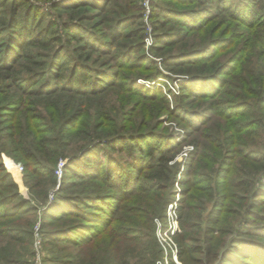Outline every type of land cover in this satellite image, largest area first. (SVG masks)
<instances>
[{"label": "rangeland", "instance_id": "374dc122", "mask_svg": "<svg viewBox=\"0 0 264 264\" xmlns=\"http://www.w3.org/2000/svg\"><path fill=\"white\" fill-rule=\"evenodd\" d=\"M31 1L37 6L36 12L43 14L41 17L48 13L46 21L58 15L57 10L52 8L54 3L77 1L83 6L64 14L66 21L81 24L83 29L93 31L97 35L105 33L110 28L117 29L122 34L115 40L118 45L114 51L132 48L126 56L122 55L123 58L117 57L116 54L110 57L87 51L92 56L86 64L98 69L105 68L111 72L118 71L125 78H115L117 81L115 86H107L110 89L97 96L81 98L85 102L82 106L85 107L86 112L82 111V116L75 114L72 119L73 128L67 132L68 135L60 137L69 144L68 150L66 149L69 155L58 159L55 183L46 168L50 166L43 163L53 155H35L40 159L42 166L40 164L35 169L37 176L34 177L31 176L29 168L26 169L23 162L12 155V144L7 142L6 134L10 130V125L14 126L15 120L11 118L15 113L14 110L21 105V99H24L27 101L29 112L37 115L35 110L37 104L33 98L18 92L15 85L11 88L0 86L2 93L0 121L5 122L3 125L0 124V156L5 169L11 175V181L17 184L19 193L33 207L32 213H25L18 218L19 224L15 227L27 226L29 219L34 222L31 226L34 233L39 226V232L43 236V263H53V256L68 255L67 250L59 252L58 248L45 245L42 231L44 213L54 205L55 193L59 191L63 182L72 183V188L64 189V193L67 194H79L83 191L91 194L109 192L106 197L107 202L103 204L104 209L106 206L107 210L105 212L102 209L100 212L106 218L112 210L119 208L114 221L115 227L112 228L113 232L116 235H123L125 229L128 234L127 228H130L131 233L135 234L133 225L138 223L150 227L151 235L144 241L150 243L152 250H160V256L156 261L162 256L158 227L159 224L162 228L170 224L169 213L178 218L175 238L186 237L189 246L204 247L220 239L224 243L223 250L229 251V248L236 244V238L240 237L239 239L250 241L252 245L263 250L264 236L261 233H264V186L261 187L258 181L264 175V165L262 166L261 161L257 159L261 155H256L257 153L250 155L245 149L253 148L260 152L264 150V128L257 124L251 126L254 121L259 120L264 126V108L245 104L248 98H253L251 96L253 91L249 89L247 83L244 84L245 88L240 86L243 84L244 75L248 73H252L251 76L257 82L261 81V85L264 82V47L262 46L264 0H260L258 8L251 9L250 12L253 14L249 18L237 15L234 9L228 6L231 0L226 2H223L224 0H109L110 6L102 12L101 9H95L93 2L102 6L106 0ZM114 4L127 10L135 5L138 9L136 11H139L137 13L140 16L139 21H135L132 17L133 20L129 19L128 23L120 25V22H116L119 16L111 10L113 7L116 9ZM14 7L13 3L8 1L2 9L12 10ZM134 11L131 13H135ZM195 11L204 21L201 26L199 25L200 27L190 29L188 18L194 15ZM162 13L165 17L161 15ZM254 15L259 16L257 22L248 23ZM181 30L189 32L180 37ZM164 31L178 39L177 43L156 44L157 34ZM143 33H145L144 39H142ZM75 44L76 42L72 45ZM59 47V44H54L47 53L52 54ZM195 48L197 50L208 48L213 53L212 58L200 60L202 58L200 53L197 64L185 65L184 61L187 58H178V56L184 51ZM63 53L71 54L67 47ZM48 54L45 55L47 59L44 61L49 59ZM240 57V68H236L234 73L228 76V80L227 78L223 80L224 84H220L223 88L218 95L210 98V95L206 94L207 97L201 100L193 99L192 92H200L197 85L201 86L203 82H193L190 77L192 73L211 75L223 65H227L230 69ZM23 62L29 64L27 58H24ZM72 65L74 69L75 62ZM227 66L220 74V78L227 74ZM70 72L72 71L69 70ZM127 77L131 79L130 85H134L132 80H135L140 89L151 88L154 93H158V98L153 99L155 95L144 91L127 93L124 87L128 81ZM204 81H210L207 87L209 89L215 83L216 87L219 86L213 80ZM7 85L12 86L10 82ZM69 100L68 97L61 98L62 106L68 111H70ZM48 108H52V103L48 102ZM230 109H234L232 113L228 112ZM197 110L202 115H206V123L201 124L202 120L200 123L199 118L188 119L187 115L190 116V112ZM65 117H67L66 121L72 118L70 115ZM192 123L200 124V131L194 136H189ZM41 125L44 124L37 118H29L27 122L22 120L16 129L20 132L28 130L34 134V127ZM121 126L126 127L125 130L121 129ZM97 132L101 135H96ZM39 134L46 135L42 132ZM198 138L202 142V152L195 156L197 153H194L195 146L192 140ZM98 144L104 148L100 153L103 164L99 165V169L100 172L102 171L100 178L105 181L90 179L92 182H88L84 189L80 182L88 179L85 176L86 171L69 163L75 157H79L78 163L85 158L91 162L95 161L97 154L87 156L83 153L88 149V145H91V148ZM109 144L114 146V150L108 149ZM165 156L170 157L167 162L162 160ZM115 163L121 167L112 175L118 185L116 189L109 187L110 184L106 182L108 176L101 168ZM68 165L70 168L66 169ZM219 167L220 174L222 173L220 179H225L222 187L226 191L227 200L220 206L218 216L220 222L211 224L208 215L211 211H215L211 194L216 185V181L214 179L211 181V177L217 175ZM141 168L143 170L139 174ZM247 178L246 186H236L238 181ZM95 183L97 187L93 185ZM139 184L150 187L141 191ZM44 191H48L46 198L43 197ZM233 194L243 199L232 197ZM108 204L111 208L107 206ZM4 209L1 208L0 211ZM148 212L154 213L151 219L143 218ZM0 221L5 225L9 224L7 220ZM89 223L93 226L88 229L91 232L104 228L101 222ZM245 229L248 232H245ZM6 243V239L0 238V245ZM33 244L34 237L30 245L14 244L19 253L18 257L30 264L33 260ZM132 244L136 245L135 242ZM181 261L182 264H218L219 262L210 260L202 253L188 254L185 260L181 259Z\"/></svg>", "mask_w": 264, "mask_h": 264}, {"label": "trees", "instance_id": "16d2710c", "mask_svg": "<svg viewBox=\"0 0 264 264\" xmlns=\"http://www.w3.org/2000/svg\"><path fill=\"white\" fill-rule=\"evenodd\" d=\"M8 1L10 3L12 2L15 7L12 10L2 9V6H6ZM108 1L109 0H106L102 6H99V3L94 1L93 5L95 9H101L100 12H102L110 6L108 5ZM223 2H226V0ZM260 3V0H231L228 6L233 8L237 15H241L242 18H249L253 14V12H250L251 9L258 8L257 6ZM82 6L83 4L77 3V1L54 3L52 8L57 10L58 15L46 21V15L48 13L45 14L44 17H41L43 14L40 15L39 12H36L37 6L33 4L31 0H0V86L4 85L5 87L11 88L15 85L18 92H21L24 96L26 95L29 98H33L37 104V108L35 109L37 115H33L29 112L27 101L21 99V105L14 110L15 113L11 117L15 120V123L14 126L10 125V130L6 134V140L9 144H12V155L18 161L23 162L26 169L29 168L32 177L37 176L35 169L40 164V166H42L40 159L35 155H53L49 157V159L43 161V163L50 166H46V168H48L47 171L51 178L54 179L53 183L57 182L55 171L57 169L58 159L69 155L66 151L69 144L66 140H61L60 137L62 138L65 134L68 135L67 132L73 128L72 119L76 116L75 114L82 116V111L86 112L85 107L82 106V103L85 102L81 98L97 96L105 92V90H109L110 87L107 86H115L114 84L117 83L115 78H125L124 75L118 71L111 72L105 68L98 69L86 64L92 56L88 54L87 51L92 54L96 53L101 56L110 57L116 54L117 57L121 58H123L122 55L126 56L128 52L130 53L132 51L131 47L127 50L114 51L118 45L115 40L119 39L120 34H122L118 32L117 29L110 28L105 31V33L97 35L93 31L89 32L88 29H83L81 24H72L70 21L64 19V14ZM114 6L116 9L113 7L111 10L119 16L116 22H120V25H125L129 22V19L133 20V18L135 21H139L140 16L137 14L139 11H136L138 9L135 5L131 6L128 10L120 7L118 4H114ZM133 10H135L134 12L136 15L135 13H131ZM163 14L164 13L161 15ZM163 17H165V15H163ZM258 18L259 16L255 17L254 15L253 19L248 21V23L257 22ZM188 19L190 20V29H195L199 25L201 26L204 21L202 16L196 15V11L195 14ZM181 32L179 33L180 37L184 36V34L189 31L185 32L181 30ZM144 37L145 33H143L142 39H144ZM177 41L178 39L169 36L168 32L164 31L163 33L157 34L155 43L174 45ZM262 41V46L264 47V38ZM74 42H76V44L72 45ZM54 44H59L60 47L55 49L52 54H48L47 50ZM107 45L110 47H106ZM66 47L70 50L71 54L63 53ZM200 53L202 55L200 60H208L212 58L211 56L213 55L208 48L198 50L195 48L190 51H184L178 58H187L185 59L186 61H184L186 63L185 65L197 64L196 62L199 60ZM47 54L49 55V59L44 61V59H47L45 58ZM134 54L135 52H133V55ZM24 58L29 60V64L23 62ZM238 59V62L232 65L230 69L226 65L228 71H225L227 74L222 78H220V74H222L226 68L224 65L219 66L216 72L211 75L192 73L190 77H192L191 80L193 82H203L201 86L197 85V89L201 90L200 92H192L193 99L201 100L207 97L206 94H209L210 98L218 95L223 88V86H220V84H224L223 80L226 78L228 80V76L233 74L236 68H240L241 57ZM74 62L76 67L72 69V63ZM204 67L205 66H203V68ZM69 70L72 72L69 73ZM251 75L252 73L244 75L242 79L243 84L240 86L241 88H245L244 84L247 83L249 84V89L253 91V95H251L253 98H248V102L246 101L247 103L245 104L264 108V82L263 85H261V81L257 82ZM128 78L130 77L126 78L128 80H126L127 83H125V85L123 84L127 93H140L144 91L155 95L153 99L158 98V93H154V90H151V88H145V90L140 89L136 85L135 80H132L134 85H130L129 80L131 79ZM204 80H213V82H217L219 86L216 87L215 83L214 86L212 84L209 89L207 87L210 81ZM8 82H10L12 86L7 85ZM134 88H136V90ZM1 94L0 92V96ZM64 97L70 99V111L65 109L61 104V98ZM48 102L49 104L52 103V108H48ZM1 106L2 101L0 99V109H2ZM233 110L230 109L228 112L232 113ZM68 115L72 118L66 121L67 117L65 116ZM228 115L230 114H227V116ZM187 117H189L188 119L199 118L200 123L202 120L201 124L207 121L206 115H202L198 110L190 112V116L187 115ZM29 118H37L44 125L34 127V134L28 130L18 131L16 129L18 124L22 123V120L27 122ZM1 119L2 117L0 115V120ZM4 123V121H0V124L3 125ZM256 124L264 128L260 120L254 121L251 126L254 127ZM199 125L198 123H192V131L189 136H194L200 131ZM112 128L114 129V124ZM120 128L125 130L124 128L126 127L121 126ZM40 132L46 135H40ZM48 132L49 135H47ZM96 135L100 136L101 133L97 132ZM100 142H102V140ZM192 142L195 146L194 153H197L195 156L200 155L202 152V142L199 138L192 140ZM90 146L91 145L87 146L88 149H86L83 155L89 156L93 155V153L97 154L95 161L91 162V160L85 158L78 163L77 160L79 157H75L69 163V165H77L82 171H86L85 176L88 177V179L80 182L84 189H86L88 182H92L90 179H99V182L105 181V179L100 178L102 171L100 172L99 169V165L103 164L100 153H102L104 148L101 147L100 144L91 148ZM108 149L114 150V146L109 144ZM246 150L250 155H255L253 153L261 155L257 159L261 161L262 166L264 165V150L263 152L253 148H247L245 151ZM219 155L226 157V155L223 154ZM169 159L170 157L168 156L162 158L165 162ZM69 165L66 169L70 168ZM101 168L106 172V176H108L106 182L110 184L109 187L118 188L112 175L114 171L121 167L115 163L106 165V167L102 166ZM142 170L143 168L140 169L139 174ZM221 174L219 167L217 175L211 177V181H213V179L216 181L214 187L213 182L211 185V188L213 187L211 196L215 203V211H211L208 215L211 224H218L220 222L218 219L221 210L220 206L227 200L226 191L222 187L225 179H220ZM253 175L257 176V174ZM247 180L248 178L240 181L236 180L238 181L236 186H246L248 184ZM258 183H261V187L264 186V175L259 179ZM93 185L97 187V183ZM66 187L72 188V183L63 182L60 185L59 191L55 193L54 205L44 213L42 231L45 245L58 248L59 252L61 250H67L68 255H65V257L53 256V263L48 264H154L156 259L160 256V250H152L149 246L150 243L144 241L147 236L151 235L150 227H145L141 223H138V225H133L135 234L131 233L130 228H127L128 234H126V230L123 229V235H116L112 228L115 227L114 221L119 208L117 207L116 210H112L109 213V217L106 218H104V215H102L103 213L100 212L104 209L103 204L107 202L106 197L109 192H105L104 194H91L83 191L79 194H67L64 193ZM138 187L142 191L149 189L150 186L139 184ZM95 189L94 192L96 191ZM0 193H3L0 195V210L1 208H5L4 211H0V220L9 221L8 225L0 223V238L7 240L5 245H0V264H30L28 261L21 260L20 257H18L19 253L14 244L25 246L32 243L35 233L31 229V226H33L34 222L29 219L26 223L27 226H15L19 224L17 220L21 215L32 213L33 207L19 193L17 184L11 181V175L5 169L1 156ZM47 195L48 191H44L43 197L46 198ZM234 196L235 198L243 199L242 197H238L237 194H233L232 197ZM107 206L111 208L110 204ZM104 210L106 212V206ZM158 210L159 209H157V211ZM152 214L154 213L148 212L143 215V218L151 219ZM90 221L101 222L104 228L98 229L96 232H91L88 230L93 227L89 223ZM241 230L242 229L239 231L241 232ZM245 232H248V230L245 229ZM261 234L264 236V233ZM239 238L240 237L236 238V244H233L231 248H229V251H225L222 247L224 243L220 239L203 247L202 245L189 246L187 245L186 237L176 236V240L180 246V259L183 260H185V256L188 254L202 253L210 260H218V264H264V249H259L257 246L252 245L250 241H244ZM133 242H135L136 245H133ZM61 243L64 245L61 246Z\"/></svg>", "mask_w": 264, "mask_h": 264}, {"label": "built area", "instance_id": "2783aa9c", "mask_svg": "<svg viewBox=\"0 0 264 264\" xmlns=\"http://www.w3.org/2000/svg\"><path fill=\"white\" fill-rule=\"evenodd\" d=\"M170 224L163 226L159 224L158 240L162 249V256L155 264H182L180 259V246L175 238L178 229V218L176 215L169 213ZM32 264L43 263V236L39 232V226L35 229L33 244V260Z\"/></svg>", "mask_w": 264, "mask_h": 264}]
</instances>
